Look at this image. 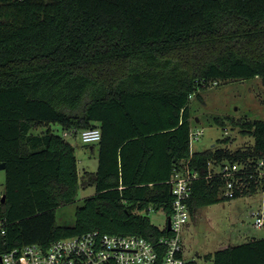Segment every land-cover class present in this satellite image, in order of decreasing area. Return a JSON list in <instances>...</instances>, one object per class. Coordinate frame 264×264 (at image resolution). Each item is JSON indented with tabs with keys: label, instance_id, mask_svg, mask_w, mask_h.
Segmentation results:
<instances>
[{
	"label": "trees",
	"instance_id": "obj_1",
	"mask_svg": "<svg viewBox=\"0 0 264 264\" xmlns=\"http://www.w3.org/2000/svg\"><path fill=\"white\" fill-rule=\"evenodd\" d=\"M255 77L264 85V0H0V216L8 221L0 255L94 228L153 240L168 234L149 211L172 213L176 171L207 175L240 161L254 172L264 157V118L240 120L253 146L191 148L192 97L203 99L212 82ZM56 123L64 131L101 128L100 140L89 142L99 147L96 170L79 174L75 146L53 131ZM41 125L43 133L32 132ZM250 180L229 197L220 174L195 179L191 214L255 192ZM88 185L95 192L77 206L75 222L59 223L56 209ZM205 256L264 264V236Z\"/></svg>",
	"mask_w": 264,
	"mask_h": 264
},
{
	"label": "rangeland",
	"instance_id": "obj_2",
	"mask_svg": "<svg viewBox=\"0 0 264 264\" xmlns=\"http://www.w3.org/2000/svg\"><path fill=\"white\" fill-rule=\"evenodd\" d=\"M203 99L192 97V115L194 130H202L199 138L191 143L192 150H203L220 144L232 149L253 146L255 138L241 130L242 121L264 118V85L259 77L252 79H234L212 82L202 91ZM215 115L221 116L226 122H215ZM239 121V124L235 122ZM253 121V120H252ZM249 122V121H247ZM53 131L63 134V126L52 124ZM46 125L32 130L33 133H43ZM229 136L230 142L222 143L220 139ZM76 149L79 174L87 170H96L98 167V144L82 142L72 135H66ZM94 146V149H93ZM6 171L0 168V194L5 193ZM95 192L94 185L81 187L78 195L72 202L60 205L56 209L57 220L61 224L72 225L75 222V210L81 205L83 198ZM264 197V192L252 195L243 194L239 197L219 201L197 208L184 227L186 239L185 257L197 259L199 264H214L213 258L205 254L210 251L248 240L251 236H264V227L253 225L251 211L257 207ZM151 219L160 227H164L167 219L163 208L152 209L149 212Z\"/></svg>",
	"mask_w": 264,
	"mask_h": 264
},
{
	"label": "built area",
	"instance_id": "obj_3",
	"mask_svg": "<svg viewBox=\"0 0 264 264\" xmlns=\"http://www.w3.org/2000/svg\"><path fill=\"white\" fill-rule=\"evenodd\" d=\"M201 132L194 130L192 125L191 143ZM63 134H75L77 139L89 143L100 140L102 132L100 127H92L81 131L73 128ZM215 174L225 179L223 193L226 196L233 197L236 190L249 189L251 178H255L258 189L246 195L264 192V157L259 159L254 172L240 161L219 163L207 175L178 170L169 180L174 202L171 227L168 229V219L164 226L170 231L168 234L153 240L139 233H111L94 228L56 238L48 245L30 242L11 246L2 252L0 260L2 264H185L182 232L191 217L188 200L192 194V182L201 176L209 178ZM251 214L253 225L264 227V197ZM7 224L8 221L0 216V237L5 234Z\"/></svg>",
	"mask_w": 264,
	"mask_h": 264
},
{
	"label": "water",
	"instance_id": "obj_4",
	"mask_svg": "<svg viewBox=\"0 0 264 264\" xmlns=\"http://www.w3.org/2000/svg\"><path fill=\"white\" fill-rule=\"evenodd\" d=\"M6 167V162L5 161H2L0 162V168H5ZM0 199L1 201H4L6 199V194L3 193V194H0ZM171 227V216L169 215L168 216V229H170Z\"/></svg>",
	"mask_w": 264,
	"mask_h": 264
},
{
	"label": "crops",
	"instance_id": "obj_5",
	"mask_svg": "<svg viewBox=\"0 0 264 264\" xmlns=\"http://www.w3.org/2000/svg\"><path fill=\"white\" fill-rule=\"evenodd\" d=\"M192 148V147H191ZM93 149H94V146H93ZM195 213V212H194ZM193 214H191V216H192ZM167 219H168V216H167ZM167 219H166V221H167ZM185 227V226H184ZM183 230H184V228H183ZM182 237H183V244H184V250H185V245H186V239H185V234H184V231L182 232ZM231 244V243H230ZM185 252V251H184ZM184 255H185V253H184ZM187 259V258H186Z\"/></svg>",
	"mask_w": 264,
	"mask_h": 264
}]
</instances>
